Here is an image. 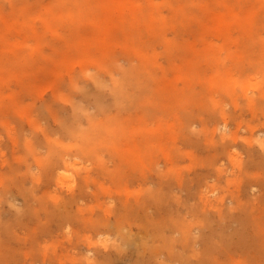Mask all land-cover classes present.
<instances>
[{"label": "rangeland", "instance_id": "1", "mask_svg": "<svg viewBox=\"0 0 264 264\" xmlns=\"http://www.w3.org/2000/svg\"><path fill=\"white\" fill-rule=\"evenodd\" d=\"M97 2H98L97 0H0V55L2 56V63L0 65V69H2V72L0 73V99H1L0 100V166H1L0 182L1 180L2 182L0 183V190L2 191L4 189V187L3 189H1L2 188L1 186H5L6 189V187L9 185L8 187L10 190V194L15 195V196L10 195L7 192L9 191L8 187H7V191L5 189L2 191L4 192V194L0 192V218L3 217L4 219H7V222L5 223L6 220L1 218V220H3L5 225L9 223L11 224L10 227H12L13 224L14 226H16V229L15 227L13 228L14 230L11 228L14 232L11 231L9 226L4 225L3 228H0L2 229V232L3 231L5 232V235L4 233L0 232V237H1L0 245L2 244V246H4V248L0 246L1 251L3 250L4 252V250L6 249L5 251L6 253L4 252L5 255L8 254L7 255L8 257L6 258H10L11 254L14 252L12 254V258L7 259V262L5 264H9V263L12 264L14 260H16L17 258L18 259L16 261L19 260L21 263H19V261L16 263L15 261L13 264L15 263L38 264L39 261L41 262L44 261L43 263L39 262L41 264H46V263L53 264L52 263L53 259L55 261V262L53 261L55 264L57 263L59 264V262L60 264H62L61 263L62 260H63L62 262H65V264H68L69 261H70L69 264H72L71 263L72 260L71 258H68V255L74 256L73 254L76 252L75 257L79 256L78 259L80 261L81 258L86 256L89 248L91 247L97 248L98 250L97 253L98 252L102 253L97 255V253L95 252L96 250H94L93 248L92 250L96 254L93 252V253H89V255L93 254L94 257L96 255H97L96 257L98 256L100 257L103 254H104L103 256H105L107 254L106 252L111 253L110 256H108L107 254L106 256L108 257L105 256L104 259L105 258L108 259L109 257H111L113 261L109 258L108 261H104L103 263L113 262L114 264H141V261L143 260L152 262L153 260L149 257L148 252H145V250L143 249L144 247H142V244L144 245L146 244V242L142 238L144 234H146L145 233L146 230H142L143 232L144 231L145 232L141 234L139 232V229H133L132 235H130L128 233L129 230L126 229L124 233L125 235H123L126 237L124 238L121 235H116L118 233V230H116L115 228H111L109 229L110 231H107L108 233H104L103 235H101V237L99 234L98 235L99 237L97 236L98 238L94 240L96 238L95 233L97 232H94L95 230H91L89 227H87L86 223L92 221L93 219L99 218V216H101L102 218L105 217V211L100 209V202H102V204L107 203L106 205V209L108 207L107 210H109L110 208H114L116 204L117 207H119L122 206V204H124V201L127 199V197H123L121 194L128 191L132 193L138 192L139 189H141V187L145 190L150 188H155L158 186V184L159 186L162 185L163 190L159 192L164 193V195L161 196H164L165 200L167 198L168 203L163 199V197H161L162 199L161 198L159 199L158 197L156 199L155 196L154 198L156 199L155 201L154 199H152L153 197L152 198L148 197V199L149 198H150L149 200L152 199V201L155 202L153 203L151 201L152 204L156 206L162 205V207L164 208L167 207V209H164L161 206H157L159 207L160 211L161 209H164L166 211V213L165 211H162L164 214L162 212H159V210L156 208L158 211V215L161 216V220L170 221L173 223L178 221V224H181L183 223L182 222L183 219H189L190 217L189 214L179 215V207L181 209V206H179L178 198L175 196L177 194H175V192H171L168 189L169 185L166 186L164 184V182H166L167 180L164 179L165 174L163 172L168 168V165L165 164L164 162H160L159 164L162 170L163 177H157L153 174L151 182L155 180L157 186L154 187V183H151L138 188L139 182H141V184L142 183L144 184L146 182L143 181V179L139 181L137 179L135 180L136 176H134V179L131 181L132 185L130 186L133 189L130 190L131 188H129V190L127 191L126 187L129 186H127L125 183L123 184V182L119 181V179L114 180L113 178L112 181L110 177H107L105 174L101 173L100 171V168L103 165V161H105L106 163L105 166L107 168L113 166L115 163L114 161H118V162L120 161V164L122 165L125 163L124 160L128 161L126 160V152H125L126 149H124L127 148L128 146H126L125 143L123 145L122 142L124 141H122L121 136L119 137V139H117L114 142L115 143L114 145H112L113 142L111 143L107 141L105 142L108 144L110 143L111 145L103 143L104 141L100 142L102 145L99 142L96 143L97 146L96 145L94 146L96 149L94 148V153H93L91 149H89L92 146L89 147V142L86 143L87 141L86 138H84L82 135L81 137H77V138L73 136V135L77 136V133L79 134V132H77L78 130L77 131L73 130V126L78 128L79 127L91 128L89 124V120L93 118V119H98L99 122H96V124L99 126L102 125L101 127L104 128V124L100 123V121L108 120L111 117V115L116 117L115 120L112 119V123H115V125L119 123L129 124L130 119L132 117H130V112H129L130 110L127 108V105L128 102L129 103L131 102V100H128V98H120V93L122 89L120 86H118L115 83L114 78L122 79L123 77L122 72L124 71V69L126 68L130 69L133 68V66L142 68V66H144L142 62L145 61V63H149V66H146L149 69V71H147V69L144 71V73H146L144 77V82L147 83L149 86V90H147L145 95L147 100H151V102L148 101L149 104L146 103L145 106H148L147 109L151 110L153 108V105H157L156 113L152 117H150L148 121H150V123L153 124L154 126H157V124H161L160 132L165 133L163 134L162 138L163 139L165 138L167 141H172V138L175 135L170 133V131L168 130L167 123L175 125L176 129L174 130V132L176 133L177 131L178 135H181V129L186 124L187 125L194 124L193 125L194 129L203 132L202 126L204 124H206L209 127H212L216 122L215 119L213 117H210L208 114L211 115L218 114L221 107L222 108L226 107L230 115L232 112L237 111L233 108L234 105L232 104V101H230V98L224 97L223 93H221L224 99L222 100V106H216L211 100L210 97L211 93L213 92L214 94H217L219 92V86H215L213 91H211V86L208 81V77L210 74L215 75V73H216L215 76H217L218 69H216V65L214 64V62L212 60H209L208 58L210 57L213 58L216 56V54L220 56V58L227 57V60L219 65V69L221 73L223 75L225 73L224 76L225 79H227L226 66H229L231 62L228 54L233 53L235 55H238L244 53L243 48L248 42L249 45L252 46V54L256 57H259V59L263 61L262 55H264V0H131L132 10L125 13V15L122 18L121 17L116 18V23H118L121 19L124 18L125 30L122 31L119 28L115 29V33L111 37L112 39L111 45L113 46L109 50L106 49L107 47L103 45L100 39V33H101L100 28L103 30L102 26L106 23L101 18L103 14L101 13L100 11L101 9L99 8ZM85 3L87 6H85L84 12L79 13V11L77 10V4L85 5ZM2 34H5V37H3ZM127 36L131 37L129 38L131 39V41L128 42L129 46H131L130 48L124 46V42H126ZM1 38L3 40H1ZM80 42H82V46H80ZM33 49H36L35 50L36 52L34 51L32 53L31 51H33ZM111 51H113L114 53L113 55H111ZM31 53L34 55L32 56ZM28 55L32 58V62L29 63L25 62L26 60L25 58H27ZM141 55H144L146 57V60H141L140 58ZM14 58H18V59L21 58V59H19L17 63H11V61ZM206 58L208 59V61H211L209 64H204V61H207ZM104 60H106L107 62L106 64L107 68L103 66ZM194 64L196 65L202 64V69L204 72H202L201 74L198 72L197 74ZM160 66H162L164 70H162ZM253 71L252 72L250 71L249 73L244 75L239 70V68L237 67L231 68V74L233 76L238 75L241 81L240 84L236 85L238 90L240 92L244 91L243 84H245L248 95L250 97L257 98L259 94H262L261 91L263 90L262 88H264V66L259 71H255V70ZM150 73H152L155 76V79H151L148 77ZM218 82L221 81L218 80ZM138 90H139L138 88L134 89L136 97L133 99V101L134 102L136 101L137 108H140L143 107V102L141 103L140 102L141 98H138L141 95V92ZM187 92H190L191 94H186ZM179 94L181 95L185 94L183 95L185 100H181L182 98L175 97V95H179ZM168 97L170 98V100H168L169 99ZM240 98H241L239 100L240 108L242 110H245L246 112L249 109L246 106L247 100L243 96H241ZM159 100H161L160 103ZM116 101H119V103H117ZM167 101L170 103L172 102L171 104L173 103L174 104L171 105ZM113 102H115V104H113ZM167 104L169 105V107H167L168 106ZM103 107L104 108L108 107V109L106 108L107 109L106 110ZM246 113L249 116L251 114L248 112ZM95 114H101V115L95 117ZM189 114H192L193 116L195 115L196 118H194L192 115L190 117ZM232 115L234 114L232 113ZM105 117H107V119ZM138 119L139 116L137 118L135 117L134 121L138 123ZM220 121L218 120L217 122L221 123ZM233 121H234L233 118H230L229 122L231 123H229V125L232 124L230 127L235 129L236 122L234 121L235 123L233 124ZM62 124L65 125L66 127H64ZM242 125H244L243 128H241L242 131L240 130L239 132V129L237 128L235 130H237L239 134L241 135L243 134V136L244 135L250 136L249 131H244V128L246 129L245 124ZM67 126L69 127L67 128ZM261 126L259 125V127L256 129L257 131L255 130L254 132L256 134L260 129L261 135H259L260 133H257L256 135L253 134L254 136L263 137L262 134L264 133V127ZM59 128L62 130V132L64 129H66V131L64 130L65 133L64 132L61 133L60 132L61 130ZM67 129H70L71 131L73 130L74 132L77 133L75 134L73 133V131L72 133H69L68 131L70 130L67 131ZM243 131L247 134L243 133ZM66 132L69 133L71 136L66 135L65 137V134H67ZM210 132L211 133L209 135V139H211V136L213 135L212 128L210 129ZM222 132L224 131L221 128H219L216 131V134L214 136V141L219 140V136ZM34 138L35 140L33 141ZM96 138L100 140L99 135H97ZM28 141L30 144L28 143ZM35 141L37 145L35 144ZM117 141L119 144L117 143ZM15 142H17L16 143L17 145L15 144ZM38 143L43 144L46 148L43 147L42 145L40 146ZM242 143H243L242 141L238 142L237 152L238 154H240V157L244 158V163H245L248 161V155H246L247 150L244 143L243 144ZM185 145H183V147H185ZM78 146L79 148H81V146L82 148L84 147V149H86L85 150L86 153L80 152V150L77 148ZM85 146H87V148L89 147L88 150ZM118 146L121 148L119 149ZM230 148L233 147L231 146ZM114 149H116L117 151L120 150V152L117 153L118 154L117 157L115 156V152H113ZM196 149H198V151H196ZM189 150L190 148L188 149V151ZM193 150L195 152L194 156L196 157V162H195L196 164L194 162H190L192 160L187 155L184 154L182 158L179 159L177 166L184 168V171L185 172L187 171L186 175L189 173L188 176H191L192 174L191 177H193L195 174H196L195 177L199 174L203 177L205 176L204 175L205 172L208 171V173L206 172V176L207 174L209 175L210 173V176L211 177L213 176L212 177L213 179L210 180L209 179L210 177L208 176L206 180L211 181L209 183L210 185L204 188L202 187L201 189H203L205 192L209 191L207 196L210 197V199L219 200L218 206L216 207L208 206L207 210H205L207 213L204 216L205 218H209L212 221L211 222L212 224L210 223L211 225L209 226L212 227L213 229L208 226L207 228L201 227L194 230V233L197 236L201 234L209 235L211 233L210 234L211 236L209 235L208 238L207 235L203 236L206 242V243L204 242L205 244L208 243L210 244L213 242L216 243L217 241L220 243L222 242L221 243L222 246L220 243L217 242L218 245L221 246V247L219 246L220 251L218 250L219 247L217 246V244L213 243L214 245L211 244L210 246L207 245L208 248L211 247L213 248V246H216L217 249L215 247L214 248L217 250L218 253L214 248H213L214 250L211 248V251L213 250L214 253L216 252L217 256L213 254V252H211L209 255H207L209 258L206 257V259H208L206 264L209 263L214 264L213 260H216L215 263H217L218 259L219 261L220 260L223 261L225 264H233L236 261H239L240 259L241 262L238 264H244V263L250 264V260H251V264H254L255 262L258 263V261H259L258 264H262L261 262H263L264 264L263 261L264 255H261V260H260L259 257L260 254H258V256L257 255L254 256L252 251H251L252 253L249 252L250 251L249 245L248 246L244 245L242 246V248L236 247V241H238V237L240 240V238H243L244 235L245 238L251 236L250 234L252 233V229L249 228L251 227V225H249V227L248 226L246 227V224L241 222V220L240 221L238 220L240 223H243L245 225L244 226L242 224V227L244 228L243 229L240 227L241 224L237 222L236 219L237 213L233 214V215L236 214L235 215L236 217L233 215H229L227 219L225 218L226 220L222 219L219 213L224 208L227 209V206H230L232 205L231 203H233L231 201V198L227 195V193H224L222 191V188L224 189V185L227 184L226 179L224 181L223 178L221 179V176H219L220 174H218L219 167L222 166L225 169H229L230 167H232V164H230L231 163L230 158L221 155L220 159L217 160V165H215L217 167H215L213 171L211 166H210L211 168L209 167L208 169H206L208 166L205 167V164L207 165V160L204 157L207 156L209 152L206 149L204 151V148L202 150V147L193 148ZM54 151L56 153L57 151L61 152L67 158H71L73 159V161H78L80 162V164H77L76 166H74L72 163L69 165H64L65 163L62 162L61 164L53 163V166L56 165L55 167H53L51 166V161L55 157L53 155ZM95 151L97 152V154ZM108 152L110 154H108ZM100 153L102 154V157ZM112 153L114 154L113 156H115V158L112 156ZM255 153L257 154L258 152ZM16 156H18L19 159ZM41 158H43V160L46 161V169L44 168L42 169V167L40 168V165L43 166V163L41 162L43 160ZM119 158L120 160H118ZM221 158L222 161L225 159L223 162H227V164L224 163L226 166L223 164V162L222 165L220 164ZM201 160L205 164H203ZM32 161L34 162L33 164ZM180 162H182V165ZM35 163L39 165L37 166ZM27 164L28 166H25ZM34 164L36 167L33 168ZM10 165L13 166V170L11 169L12 166L10 167ZM15 165L19 166V168L16 167ZM29 167L35 170L30 169ZM113 167L114 168H112V170H116V165H114ZM51 168L55 170L53 169L51 170ZM2 169H4V172ZM200 169L203 170L201 171ZM10 170L12 172H10ZM194 170L195 171L198 170V171L195 172ZM5 171H8L10 174L13 172L14 173L10 175L9 173L6 172L7 173L6 176ZM19 171L21 172L22 175L20 174ZM35 171H37L41 175L45 174L46 171L44 178L45 179L44 181H46V188L44 187V184H41L42 180L40 183L34 181L32 174L34 173L38 175V173ZM40 171L41 172L43 171L42 172L43 174ZM24 174L26 176L23 177ZM48 174L51 176L50 178L48 177L49 176ZM13 175H15L16 177L15 180ZM62 175H64V177L61 178ZM1 176L3 179L1 178ZM84 177L88 179V182L85 184L84 193L80 197L78 204H76V206L74 205L73 208L70 207V209L68 207V210L73 209L72 210L73 214L75 213L77 214V216L75 215V217L77 218L74 219L72 218L74 217V215H71L73 222L71 221L70 222L71 224L74 223L75 225L72 224V226L71 227L69 226L70 228H68L67 225L68 223H66V225H63L65 227L61 229L62 224H60L61 222L58 221L57 219L59 218L60 220L59 217L60 215L58 214L57 209H53V207L54 208L57 207L58 202L54 199L53 196L54 194L57 193L60 197L63 196V198L65 199H67L66 196L70 198V195L73 194L72 192L77 193L81 190L82 185L84 184ZM20 179L23 183L25 184L28 183L26 184L28 185V187L25 184L21 183L19 181ZM216 179L218 180L221 179L220 181L224 182L222 186L218 183V180ZM12 180L13 183H16L17 181L16 184L18 186L16 184L15 186H17L18 190L12 183ZM24 180L26 182H24ZM29 182H31L32 184H30ZM4 183H7V185H5ZM112 183H114L113 186ZM134 183L135 185H133ZM215 183H216L215 187H212L211 184H215ZM22 184H23L22 189L25 190L27 189L29 191L34 192L36 199H32V200L31 198L29 199V195L27 196L25 195V197H28L26 198L27 200L25 199V197L23 196L24 194L20 192L22 190L20 189ZM254 184L257 185V183ZM254 184L252 186H254ZM228 186L231 187L232 192L236 193L237 191L236 193L237 195H240L241 193V195L244 196L243 201H246L245 199L246 198L248 199L249 196L250 198H255V196L260 191L259 190L260 186H259V188L258 187L254 188L255 190L252 189V191L254 192H251L252 187H250L249 184H245L244 186H241L242 188H240V190H238L236 186H232V185H228ZM245 187L248 188L250 192L248 189L245 190ZM40 188L41 191L44 189V191L42 192H46L47 194L46 197L47 211H48V207H49V211L51 208L54 210L53 211L51 209L52 212L56 211L55 212L56 219L57 222H59V223L56 222L55 216L52 217L53 213L47 214L49 211L48 212L46 211V214L48 215V216L46 215V221L48 222V224H46L47 228L43 226V220L41 221L42 222L41 226L43 227H41L40 224L37 222L39 218L36 216L34 218L33 216L34 214H27L28 210L30 209L28 208H27L28 210L26 209V206H28L27 203L28 202L30 203L31 201L32 202L30 204H34L36 206L37 204L40 205V202L38 201L39 199L38 197L39 196L41 197L44 194V193L41 194V192L39 191ZM105 189L111 192L110 195L112 197L113 194L116 195H114L113 198L107 197L105 194L103 195L102 191ZM13 192H16L17 194ZM35 192H37V195ZM7 194H9V196ZM180 194L183 195L182 199H184L187 192L183 190L180 191ZM245 194L248 197H246ZM99 195L102 196L103 198H101L100 202H97V198L99 197ZM117 195L120 196L117 197ZM243 196H241V198ZM10 197L12 198L15 197L16 200L14 198L11 199ZM7 198H8V202L10 200V203L7 202ZM119 198H121L120 200L122 201H120ZM118 200L122 203H119ZM162 200H164L163 204H162ZM156 202L160 204H157ZM50 203L53 204L52 207L50 206L51 205ZM168 204L170 208L168 207ZM39 205L37 207L40 208L41 205L40 206ZM91 207H93V210H89L91 209ZM21 208L26 209V210L23 209L24 211H26L24 212L23 217L29 215L25 217V219H29L32 217L31 219L34 220L33 223L31 224L32 220L29 219L30 224L33 225V228L36 233L34 232V230L32 231L28 230L27 228L29 227L27 228L23 227L24 228V230L22 229L23 233L20 232L21 231L20 228H22V225L20 223L25 219L22 217V219H20L19 221L16 219L13 220V217L16 215V214L13 215V213L15 212V210L17 212ZM81 210H83L84 212H82ZM170 210L171 213L173 212L172 213L173 215L174 214L176 215L174 217L177 216L179 217V218L177 217L179 220L173 218L172 214L169 216L170 212L168 211ZM73 211H75V213ZM155 211H156L155 209L149 210V212L151 213H155ZM99 212H101V215H98ZM177 212L178 214H176ZM25 213L27 215H25ZM166 214L168 215V217L165 216ZM163 215L165 216V218ZM49 216L52 217L53 219H51ZM230 216L234 217L235 219L234 218L232 219L236 221L235 222L231 221ZM11 217L14 223L12 220H10ZM48 217L49 219H51V224L49 223L50 220H48ZM245 217L246 216H243L242 218ZM167 218L169 219L165 220ZM35 219L37 220L36 222L39 226L38 225L36 226ZM75 219H77L78 224L76 221H74ZM113 220L114 219L112 218V222ZM17 221H18L17 224H20L19 226H21L20 228L19 226L17 228V225L15 223ZM25 221L22 223L23 225H25L26 222L27 224L29 223V221L26 222ZM230 221L231 223L228 224ZM52 222H55L57 224L54 223L52 224ZM27 224L25 226H27ZM30 224L28 225L30 226ZM83 224L85 225L83 226V228L86 229L85 232L84 229L82 231L81 225ZM49 225L51 226L48 227ZM56 225L57 226L59 225V227H57ZM52 227L53 229L55 228L56 233H53L54 231H52L53 230L51 229ZM73 227L76 230H74ZM78 227L80 228V230ZM225 227H227V229ZM35 228H38L41 232ZM245 228L247 229L245 230ZM6 229H10V233L12 232V234L16 232L15 234H13L14 236L13 238H12V234L8 233L10 234V236H8L7 240L9 239L13 240L14 238L17 239L11 242L7 241L6 240L8 235L7 232L9 231L7 230L6 232ZM57 229L59 230L57 231ZM68 230L70 231V233ZM214 230L216 232H214ZM29 231L32 233H30ZM48 231H52L51 232L52 236H50L51 233L47 234ZM90 232H92L93 234L91 235ZM212 232H214L215 234H213ZM25 233H27V236ZM44 233L47 234V238ZM84 233L85 234L90 233L89 235L90 237L84 235ZM169 233H170V229H169ZM169 233L167 234L169 235ZM32 234L35 236H33ZM173 234L176 237L181 236V233L178 232ZM218 234L221 237V240ZM236 234L238 235L236 236ZM234 235L236 237H234ZM37 236L38 238L40 237L41 239L45 236L43 238L44 240L42 239L43 243L42 241L37 242L40 239V238L38 239ZM80 236H82L80 238L81 241L78 239ZM224 236H225V240L223 239ZM226 236L229 238V241L230 238L233 236L234 239L233 237L231 238L233 239V241L231 240V243H229V241H226L228 240L226 239ZM34 237H36L37 241L36 239H34ZM209 237H211L212 240ZM32 238L35 241H33ZM107 238L110 239V241L108 244H104V241H106ZM117 238H118V243H120V246H122L121 243L124 244L122 247H120V249H117L120 250L121 253L114 252L113 250L108 251L110 248L114 249L112 247L113 245L111 244H113L114 239L117 240ZM29 239L33 241V242L30 241L32 242V245H30L31 243L29 244ZM208 239H210L212 242ZM213 239L214 240L216 239V241H213ZM2 240L5 241L7 246L4 245L3 243L4 241ZM16 240H18L17 241L18 243L21 242L19 243L18 246L20 250H22V248L25 250V251L22 250L23 252H25V254L22 251L17 250L18 243H15ZM71 241L76 242V248L73 247L74 249L72 248L70 250L67 247L71 244L70 243ZM199 241L201 242L203 240L199 239ZM8 242H10V246L13 243V245L16 246L14 247V249L17 248L15 250L19 252L16 253V251L13 249V246L12 249L14 251L10 249L11 247L9 246ZM27 242L29 245L27 244ZM33 243L35 246V249L33 248L34 251L32 250V247H34ZM36 243H38L37 245L39 247L36 245ZM78 244L80 246H82L83 244L85 245L82 248L79 246L80 247L79 248ZM61 245H63V248ZM108 245L111 247H109ZM230 245L233 248L232 250L235 252L229 250L230 248L228 249ZM27 246L30 248H28ZM223 246H225L224 248L226 249V251H230V252L224 253L223 252L224 248L222 249ZM26 247L27 249H25ZM36 247H38L39 249H37ZM195 247L199 249L202 247V244L198 243L195 245ZM87 248L88 250H86ZM246 248L249 249L247 250ZM50 249H52L51 252ZM83 249L86 251H84ZM190 249L192 251V248H189L187 250L183 249L185 251V255L182 254L184 253L183 250L182 252L180 248L177 249V251L178 252L180 251L181 254V255L179 254V256L181 257H179L178 254H176L177 255L176 259L179 257L178 258L179 261L177 259L176 262L177 264H183L182 262L184 261L182 260L183 259L182 256L184 257V260L187 259L185 260L186 263L188 262L187 264H189L190 262L193 264H197L198 260L195 258V256L191 254L192 252L188 251ZM27 250L29 251L27 252ZM68 250H70L71 252ZM244 250L248 251V253L245 252ZM7 251L11 253L10 256L9 253H7ZM45 251H46V261L42 259L45 257L44 254L42 253ZM58 251H60L59 253L61 254H58ZM20 252H22L25 256L27 255L28 256L23 259L22 257L24 255L22 256V253ZM29 252L30 254L32 252V254L30 255ZM220 252H222L221 254L222 256L220 255ZM40 253L43 255L42 257L40 256L41 255ZM230 253L233 255H227ZM249 253H251L250 255H252L255 259L252 256L250 257ZM14 255H16L15 259L13 258L15 257ZM36 255L38 256L36 257ZM52 255L56 258V260L54 257H52ZM58 255L59 257L61 256V258L62 257L63 258L57 259ZM210 255L211 256L215 255V257H212V259L210 260L211 258ZM239 255L241 257H245L249 255L248 256L250 259V260L248 259L249 262H246L247 257H245L246 259L244 260L243 258H240ZM19 256H21L20 257L21 260L19 259ZM103 256H101L102 259ZM230 256L232 257V259L233 256H235L237 258L236 261L232 262ZM33 257L35 261L33 260ZM99 257L98 260H100ZM139 257L140 258L142 257L143 259L142 258L140 259ZM48 258L51 262L47 261ZM163 258H165V255L160 256V259ZM251 258L255 260L253 261L254 263H252ZM28 259L30 260L28 261ZM59 259L61 261H59ZM9 260H12L13 262L11 263ZM31 260L33 261L31 262ZM36 260L38 261L36 262ZM103 260H101V262ZM138 260H141L140 263Z\"/></svg>", "mask_w": 264, "mask_h": 264}, {"label": "bare ground", "instance_id": "2", "mask_svg": "<svg viewBox=\"0 0 264 264\" xmlns=\"http://www.w3.org/2000/svg\"><path fill=\"white\" fill-rule=\"evenodd\" d=\"M98 2V6H99V8L101 9L100 11H101V13L103 14V16H101V18L104 20V22L106 23V24H104L102 27H103V30L100 28V30H101V33H100V39H101V41H102V43H103V45H105L107 48L106 49H111L112 48V46L113 45H111L112 44V39H111V37H112V35H114V33H115V29L116 28H119L120 30H122V31H124L125 30V27H124V18L123 19H121L118 23H116V18L117 17H123L124 15H125V13H127L128 11H131L132 10V3H131V0H97ZM85 6H87L86 5V3H85V5H80V4H77V10L79 11V13H82V12H84V9H85ZM117 15H119V16H117ZM3 35V37H5V34H2ZM127 39H126V42H124V46L125 47H127V48H130L131 46H129V43L128 42H130L131 41V39H129V38H131V37H126ZM1 40H3L2 38H1ZM111 41V42H110ZM80 46H82V42H80ZM244 53H241V54H238V55H235V54H233V53H230V54H228V56L230 57V60H231V62H230V64H229V66H226L227 67V69H226V73H227V79H225V73H224V75L221 73V71H220V69H219V65L221 64V63H223V62H225L226 60H227V57L226 58H220V56H218L217 54H216V56L215 57H210V56H208V57H210V58H208L209 60H212L213 62H214V64L216 65V69H218L217 70V73H218V75L217 76H215L216 75V73H215V75L214 74H210L209 75V77H208V81H209V83H210V86H211V91H213V89H214V87L215 86H219V92L217 93V94H214L213 92L211 93V95H210V97H211V100L213 101V103L216 105V106H222V100H224L223 99V95H224V97H226V98H230V101H232V104L234 105L233 106V108L235 109V110H237V111H235V112H232L234 115H232V113H231V115H230V113H229V111H227V109H226V107H221L220 108V110H219V113L218 114H214V115H211V114H208L210 117H213L214 119H215V124L212 126V127H209V126H207L206 124H204L202 127V131L203 132H201V131H199V130H196V129H194L193 128V125L191 124H189V125H184V127L181 129V135H178V133H177V131H176V133L174 132V130L176 129V127H175V125H173V124H168L167 123V125H168V130L170 131V133L171 134H175L174 135V137L172 138V141H167L165 138L163 139L162 138V136H163V134H165L164 132H160V125L161 124H157V126H154L153 124H151L150 123V121H148V119L150 118V117H152L155 113H156V111H157V109H156V106L157 105H153V108L151 109V110H148L147 108H148V106H145L146 105V103L147 104H149L148 103V101H150L151 102V100H147L146 99V92H147V90H149V86H148V84L147 83H145L144 82V77H145V75H146V73H144V71L147 69V71H149V69L146 67V66H149V63H145V61H143L142 63H143V65L144 66H142V68H138V67H135V66H133V68H126V69H124V71L122 72L123 73V77H122V79H115L114 78V80H115V83L118 85V86H120L121 87V93H120V98H128V100H131V102L129 103L128 102V105H127V108L130 110L129 112H130V117H132L131 119H130V123L129 124H125V123H119V124H117V125H115V123H112V119L113 120H115L116 119V117L115 116H113V115H111V117L108 119V120H101L100 121V123H102V124H104V128H102L101 126H99V125H97L96 124V122H99L98 121V119H91V120H89V124H90V126H91V128H88V127H86V128H82V127H74L73 126V130H78L77 132H79V134L77 133V132H74L73 130V133H77V136L76 135H73V136H75L76 138L77 137H81V135L84 137V138H86L87 139V141H86V143L87 142H89V147H91V148H89V149H91V151L94 153V146L96 145V143H100V142H103V143H105V144H108V143H106L105 141H107V142H113L112 143V145H114L115 143V141L117 140V139H119V137L121 136V138H122V141H124V142H122L123 143V145H124V143H125V145L126 146H128L127 148H124V149H126V160H128V161H125L124 160V164H125V166H124V164L122 165V164H120V161L118 162V161H114L115 163H114V165H116V170H112V168H114L113 166H110V167H106L105 166V161H103V165H102V167L100 168V171H101V173H103V174H105L107 177H110L111 179L113 178L114 180H118L119 179V181H121V182H123V184L125 183L127 186H129V187H126V189H127V191L129 190V188H131L130 186L132 185L131 183V181L134 179V176H136V178H135V180L137 179L138 181L139 180H141V179H143V181H145L146 183H142L141 184V182H139V186H138V188L139 187H141V186H144V185H147V184H151V183H154V187L155 186H157V183L155 182V180H153V182H151V179H152V176H153V174L155 175V176H157V177H163V174H162V170H161V168H160V166H159V164H160V162H164L165 164H167L168 165V168L166 169V170H164V174H165V180H167L166 182H164V184L166 185V186H168L169 185V190L171 191V192H175V194H177V195H175L177 198H178V203H179V206H181V209H180V207H179V215L180 214H182V215H184V214H189V219H183V223H181V224H178V221H176V222H170V221H163V220H161V216H159L158 215V211H157V209L159 210V207H157V206H161L162 207V205H154V204H152V202L153 203H155L154 201L157 199V197L160 199L161 197H163V199L165 200V198H164V196H161V195H164V193H162V192H159V191H161V190H163V188H162V185L161 186H159V184H158V186L157 187H155V188H150V189H143L142 187H141V189H139V191L138 192H134V193H132V192H130V191H128V192H125V193H123V194H121L123 197H127V199L124 201V204H122V206H119V207H117V204H116V206L114 207V208H110L109 210H107L108 209V207H107V209H106V205H107V203L105 204V203H103L102 204V202H100L101 201V198H103L102 196H100L99 195V197L97 198V202H100V209H102V210H104L105 211V217H104V215H103V217L104 218H102L101 216H99V218H96V219H93L92 221H89V222H87L86 223V226L87 227H89L91 230H95L94 232H97V233H95L94 235L96 236V238L94 239V240H96L99 236V234H100V237H101V235H103L104 233H108L107 231H110L109 229H111V228H115L116 230H118V233L116 234V235H121L122 237H126V236H123V235H125L124 233H125V231H126V229H128L129 231H128V233L130 234V235H132V232H133V229H139V232L142 234V233H144L142 230H146V234H144V236L142 237L143 238V240L146 242V244L144 245V244H142V247H144L143 249L145 250V252H148V254H149V257L153 260L152 262H148V261H145V260H143V261H141V260H138L139 261V263H140V261H141V264L143 263V264H177L176 262H177V259L179 258V257H181V256H179V254H180V251L178 252L177 251V249L178 248H180L181 249V251L184 249V250H187V249H189V248H192V251H191V249L190 250H188L189 252H192L191 254L193 255V256H195V258L198 260V262H197V264H206V262H207V260L208 259H206V257H208L207 255H209L211 252H213V250L216 248V246H213V250L211 251V248H208V246L207 245H209L210 246V244L211 245H214V244H217V246L219 247L220 245H218V243H220V242H213V243H208V244H205L206 242H205V240H204V238H203V236L205 235H207V234H201V235H199V236H197L195 233H194V230L195 229H198V228H207L209 225H211L212 223V221L209 219V218H205V214L207 213L205 210H207V207L208 206H211V207H216V206H218L219 205V200H212V199H210V197H208L207 195H208V193H209V191H204L203 189H201L202 187L204 188V187H206V186H209L210 184V182L211 181H209V180H206L207 178H208V176L210 177L209 179L210 180H212L213 178V176L211 177L210 176V173H209V175L207 174V176H206V172L208 173V171H206L205 172V176H201L199 173H197V174H199V175H197L196 177H195V175L193 176V177H191L192 176V174H191V176H188V174L186 175V172L184 171V168H182V167H178L177 166V163H178V161H179V159H181L182 158V156L185 154V155H187L192 161H190V162H196V157L194 156L195 154V152H194V150H193V148H198V147H202V150H203V148H204V151H205V149L209 152L208 153V155L207 156H205L204 158L207 160V165L203 162V164H205V167L206 166H208L206 169H208L210 166L212 167V170L213 169H215V167H217V166H215V165H217V160L218 159H220V156L221 155H224V156H227V157H229L230 158V160H231V163L230 164H232V167H230L229 169H225L224 167H219V171L218 170H216V171H218V174H220L219 176H221V179L223 178V180L225 181V179H226V182H227V184L226 185H224V189L222 188V191L224 192V193H227V195L231 198V201L233 202V203H231L232 205H230V206H227V209H223L222 211H220L219 213H220V215H221V218L222 219H227V217L229 216V215H233L234 213H237V217L235 216V215H233V216H235L236 217V219H237V222H239L240 220H241V222H243L244 224H246V227L248 226L249 227V225H251V227H249V228H251L252 229V233L250 234L251 236H249V237H244L243 235V238H240V240H239V237H238V241H236V247H241L242 248V246H244V245H249V248H250V251L249 252H253V254H254V256H258V254H260V260H261V255H264V249H263V247H264V133L262 134L263 135V137L262 136H258V137H256V136H254L253 134H255L254 132H255V130L259 127V125L261 126H263L264 127V88H262L263 90L261 91V93L262 94H259L258 96H257V98H254V97H250L249 95H248V93H247V88H246V85L245 84H243V89H244V91H239L238 90V88H237V86L236 85H238V84H240V79H239V76L238 75H232L231 74V68H233V67H237V68H239V70L244 74V75H246L247 73H249L250 71L252 72L253 70H255V71H259V70H261L262 69V67L264 66V55H262V59H263V61H261L260 59H259V57H256V56H254L253 54H252V46L251 45H249V42L244 46ZM36 49H33V51H31L32 53L35 51ZM36 52V51H35ZM31 53V54H32ZM114 53H113V51H111V55H113ZM34 54H32V56H33ZM140 58H141V60H146V57L144 56V55H141L140 56ZM19 59H21V58H19ZM19 59L18 58H14L12 61H11V63H17L18 61H19ZM26 60H25V62H27V63H29V62H32V58L28 55L27 56V58H25ZM208 59L206 58V60L207 61H204V64H209L211 61H208ZM104 62H106V60H104ZM103 62V66H105V68H107V62L106 63H104ZM1 63H2V56L0 55V65H1ZM195 65V68H196V73L198 74V72L201 74L202 72H204L203 71V69H202V64H198V65H196V64H194ZM161 68H162V70H164V68L162 67V66H160ZM2 72V69H0V73ZM254 72V71H253ZM112 75V74H111ZM149 78H151V79H155V76L152 74V73H150L149 74V76H148ZM223 78H224V80H223ZM218 80H220L221 82H218ZM231 87V88H230ZM135 88H138L139 90L138 91H140L141 92V95L138 97V98H141L140 100V102L142 103L143 102V107H140V108H137V106H136V101L134 102L133 101V99L136 97V94H135V91H134V89ZM223 91V92H222ZM191 92V91H190ZM190 92H187L186 94H191ZM221 93H223V95L221 94ZM160 94V93H159ZM157 95H158V93H157ZM183 95H185V94H179V95H175V97H177V98H182L181 100H185L184 99V97H183ZM12 96V95H11ZM241 96H243V97H245V99L247 100V107L249 108L246 112H248V113H251L250 114V116L245 112V110H242L241 108H240V105H239V100L241 99L240 97ZM166 97V96H165ZM146 100H145V99ZM169 98V97H168ZM226 98H225V100H226ZM1 100V99H0ZM163 100V99H162ZM168 100H170V98L168 99ZM229 101V100H228ZM117 103H119V101H116ZM161 102V100H159V103ZM168 102V101H167ZM157 103V102H156ZM168 103H170V102H168ZM172 103V102H171ZM170 103V104H171ZM2 104V103H1ZM113 104H115V102H113ZM174 104V103H173ZM173 104H171V105H173ZM168 105V104H167ZM167 105H165V106H167ZM167 107H169V105L167 106ZM104 108V107H103ZM108 109V107H105L104 109ZM103 109V110H104ZM106 109V110H107ZM233 110V109H232ZM4 111V110H3ZM230 112H231V110H230ZM133 113H135V114H133ZM99 115H101V114H95V117L96 116H99ZM132 115V116H131ZM190 115V117H191V115L192 114H189ZM188 115V116H189ZM207 115V116H208ZM139 116V119H138V123H136L135 121H134V118L136 117H138ZM187 116V117H188ZM193 116V115H192ZM246 116V117H245ZM248 116V117H247ZM109 117V116H108ZM194 118H196V116L194 115L193 116ZM192 117V118H193ZM106 119H107V117H105ZM230 118H233V120L236 122V124H235V127L237 128V129H239V132H240V130H241V128H243V126L244 125H242V124H245V126H246V129L244 128V131H249V133H250V136H243V134L241 135V134H239V132L237 131V130H235V129H233V128H231L230 126L232 125H229V123H231V122H229V119ZM197 120V119H196ZM220 121V120H222V121H220L221 123H219V122H217V121ZM232 120V119H231ZM233 121V124L235 123ZM108 122H110V123H108ZM193 123V122H192ZM63 125V124H62ZM64 127H66L65 125H63ZM97 126V127H96ZM261 126V127H262ZM38 127V126H37ZM36 127V128H37ZM69 126H67V128H68ZM40 128V127H39ZM42 128V127H41ZM81 128V129H80ZM98 129V131H97V129ZM212 128V133H213V135L211 136V139H209V135H210V129ZM219 128H221L224 132H222L221 134H220V136H219V140H217V141H214V136H215V134H216V131L219 129ZM43 129V128H42ZM60 129V128H59ZM61 129H62V127H61ZM60 129V130H61ZM64 129V128H63ZM70 129H71V126H70ZM70 129H67V131L68 130H70ZM102 129V130H101ZM65 131H66V129H64ZM63 130V132L65 133V131ZM262 130V129H261ZM71 131V130H70ZM70 131H68L69 133H72V131L70 132ZM242 131V130H241ZM243 131V133H245ZM257 131V130H256ZM61 133H63L62 132V130L60 131ZM60 133V134H61ZM67 133V132H66ZM69 133H67V134H65V137H66V135L68 136V135H70ZM119 133V134H118ZM144 133V134H143ZM242 133V132H241ZM257 133H260V129H259V131L257 132ZM256 133V134H257ZM245 134H247V133H245ZM255 134V135H256ZM80 135V136H79ZM97 135H99V137H100V140L98 139V138H96L97 137ZM259 135H261V133L259 134ZM63 136V135H62ZM71 136V135H70ZM69 136V137H70ZM29 137V136H28ZM65 137H63V138H65ZM74 137V138H75ZM62 139V138H61ZM85 139V140H86ZM35 140V138L33 139V141ZM77 140V139H76ZM84 140V139H83ZM18 141V140H17ZM32 141V140H31ZM79 141H80V138H79ZM121 141V140H120ZM119 141V142H120ZM243 142L244 143V145H245V147H246V150H247V153H246V155H248V161L247 162H245L244 163V158H242V157H240V154H238V152H237V147H238V142ZM17 142H15V144H16ZM28 143H29V141H28ZM117 143H118V141H117ZM242 143V144H243ZM13 144V143H12ZM30 144V143H29ZM35 144H36V141H35ZM39 144V143H38ZM65 144V143H64ZM78 144H80V143H78ZM77 144V145H78ZM85 144V143H84ZM84 144H81V145H84ZM101 144V143H100ZM119 144V143H118ZM181 144V145H180ZM185 145V147H183V145ZM17 145V144H16ZM37 145V144H36ZM40 146L42 145L43 147H45L43 144H39ZM102 145V144H101ZM108 145H111L110 143L108 144ZM122 145V144H121ZM131 145V146H130ZM29 146H31V145H29ZM28 146V147H29ZM35 146V145H34ZM97 146V145H96ZM100 146V145H99ZM98 146V147H99ZM126 146H124V147H126ZM233 147V148H230V147ZM37 147V146H36ZM86 148H87V146H85ZM97 147V148H98ZM114 147H117V146H114ZM119 147V146H118ZM187 147V148H186ZM244 147V146H243ZM46 148V147H45ZM79 150H80V152H82V153H86V149H84V147L82 148V146H81V148H79V146L77 147ZM88 148H87V150H88ZM113 148V147H112ZM121 147H119V149H120ZM122 148H123V146H122ZM190 148V150L188 151V149ZM29 149V148H28ZM32 149H33V146H32ZM35 149V148H34ZM93 149V150H92ZM96 149V148H95ZM187 149V150H186ZM54 150V149H53ZM52 150V151H53ZM56 150V149H55ZM114 150H116V149H114ZM113 150V152H115V156L117 157L118 156V152H120V150L119 151H114ZM31 151V150H30ZM62 151V150H61ZM122 151V150H121ZM196 151H198V149H196ZM200 151H201V149H200ZM72 152V151H71ZM70 152V153H71ZM91 152V153H92ZM96 152V151H95ZM123 152V151H122ZM255 152H258L257 154L255 153ZM65 153V152H64ZM89 153V152H88ZM72 154V153H71ZM96 154H97V152H96ZM101 154V153H100ZM108 154H110L109 152H108ZM117 154V155H116ZM199 154V153H198ZM53 155L55 156L54 157V159H52V161H51V166H53V163H57V164H61L62 162L63 163H65L64 165H69V164H73L74 166H76L77 164H80V162H78V161H73V159H71V158H67L66 156H64L61 152H58L57 151V153L54 151L53 152ZM114 154L112 153V156H113ZM200 155V154H199ZM100 156V155H99ZM112 156H110V157H112ZM115 156H113L114 158H115ZM17 158H18V156H16ZM101 157H102V154H101ZM121 157V156H120ZM200 157V156H199ZM19 159V158H18ZM23 159V158H22ZM42 160H43V158H41ZM111 159V158H110ZM199 159V158H198ZM201 159V158H200ZM203 159V158H202ZM228 159V158H227ZM2 160H3V158H2ZM17 160V159H16ZM35 160V159H34ZM118 160H120V158L118 159ZM123 160V159H122ZM183 160V159H182ZM181 160V161H182ZM187 160V159H186ZM225 160V159H224ZM223 160V161H224ZM230 160H228V161H230ZM247 160V159H246ZM245 160V161H246ZM21 161V160H20ZM24 161V160H23ZM30 161V160H29ZM37 161V160H36ZM44 161V160H43ZM41 161L42 163H43V166H41L40 165V168L42 167V169L44 168V169H46V161ZM222 158H221V165H222ZM227 161V160H226ZM3 162V161H2ZM123 162V161H122ZM121 162V163H122ZM187 162V161H186ZM190 162H188V163H190ZM202 162H200V163H202ZM206 162V161H205ZM27 163V162H26ZM34 162L32 161V164H33ZM38 163V162H37ZM181 163V165H182V162H180ZM224 163H226L227 164V162H223V164ZM36 164V163H35ZM35 164H34V166H33V168L34 167H36L35 166ZM187 164V163H186ZM193 164V163H192ZM196 164V163H195ZM13 165V164H12ZM12 165H10V167L12 166ZM20 165V164H19ZM30 165V164H29ZM37 165V164H36ZM39 165V164H38ZM37 165V166H38ZM188 165V164H187ZM199 165V164H198ZM198 165H197V168H198ZM225 165V164H224ZM14 166V165H13ZM13 166H12V170H13ZM16 166V165H15ZM25 166H28V164L27 165H25ZM50 166V167H51ZM56 166V165H55ZM55 166H53V167H55ZM219 166V165H218ZM226 166V165H225ZM1 167V166H0ZM3 167V166H2ZM16 167H18L19 168V166H16ZM23 167V166H22ZM98 167V166H97ZM210 167V168H211ZM227 167H228V165H227ZM5 168H7V167H5ZM4 168V169H5ZM18 168H17V170H18ZM21 168V167H20ZM27 168V167H26ZM25 168V169H26ZM30 168V167H29ZM33 168H30V169H33ZM47 168H48V165H47ZM193 168V167H192ZM191 168V169H192ZM196 168V167H195ZM200 168H201V166H200ZM4 169H2L3 170V172H4ZM16 169V168H15ZM53 168H51V170H52ZM205 169V168H204ZM1 170V169H0ZM20 170V169H19ZM23 170V169H22ZM33 170H35V169H33ZM50 170V169H49ZM50 170V171H51ZM53 170H55V169H53ZM201 170V169H200ZM203 170V169H202ZM201 170V171H202ZM21 171V170H20ZM19 171V172H20ZM26 171V170H25ZM38 171H39V168H38ZM195 171V170H194ZM196 171H198V170H196ZM195 171V172H196ZM214 171V170H213ZM9 173L8 171H5V173ZM10 172H12L11 170H10ZM16 172V171H15ZM35 172H37V171H35ZM41 172V171H40ZM43 172V171H42ZM41 172V173H42ZM53 172V171H52ZM51 172V173H52ZM192 172V171H191ZM200 172V171H199ZM232 172V173H231ZM7 173H6V176H7ZM14 173V172H13ZM13 173H11V174H13ZM27 173V172H26ZM29 173V172H28ZM38 173V172H37ZM203 173V172H202ZM227 173H229V174H227ZM231 173V174H230ZM10 174V173H9ZM10 174V175H11ZM20 174H21V172H20ZM31 174V173H30ZM43 174V173H42ZM45 174H46V171H45ZM45 174H43L44 175V177H43V175H41L40 173H38V175H36V174H32V177L34 178V181H37V182H41V180H42V183L41 184H44V187L46 188V181H44L45 179ZM215 174H216V172H215ZM2 175V174H1ZM17 175V174H16ZM18 175H19V173H18ZM22 175V174H21ZM49 175V174H48ZM47 175V176H48ZM14 176V180H15V175H13ZM13 176H10V177H13ZM24 176H26L25 174L23 175V177ZM217 176V175H216ZM4 177V176H3ZM21 177V176H20ZM30 177V176H29ZM49 178L51 177L50 175L48 176ZM62 177H64V175H62L61 176V178ZM215 177V176H214ZM1 178H2V176H1ZM6 178V177H5ZM9 178V177H8ZM31 178V177H30ZM216 178V177H215ZM232 178H233V180H232ZM3 179V178H2ZM113 179H112V181H113ZM220 179V180H221ZM27 180V179H26ZM215 180V179H214ZM216 180H218V179H216ZM220 180H218V183L222 186V184L224 183V182H221ZM5 181V180H4ZM21 183H23L22 181H21V179L19 180ZM29 181H30V179H29ZM138 181H136V182H138ZM150 181V182H149ZM1 182H2V180H1ZM0 182V183H1ZM24 182H26L25 180H24ZM88 182V179H86V177H84V184L82 185V188H81V190L79 191V192H77V193H75V192H72L73 194L72 195H70V198H68V196H66L67 197V199H65V198H63V196H59L57 193L56 194H54V199L58 202L57 203V207H53V209H57V212H58V214L60 215L59 217H60V220H59V218H57L58 219V221H60L61 223L60 224H62V226H61V229L63 228V227H65V226H63V225H66V223H68L67 225H68V228H70L71 226H72V224H74V223H72L71 224V222H73L72 221V218L74 219V218H77V217H75V215L77 216V214L75 213V211H73L75 214H73L72 213V208H73V206L75 205L76 206V204H78V201H79V199H80V197L82 196V194L84 193V191H85V184ZM115 182H117V181H115ZM134 182V181H133ZM149 182V183H148ZM12 183H13V180H12ZM16 183H17V181H16ZM16 183H13L14 184V186H15V184ZM20 183V184H21ZM30 184H32L31 182H29ZM254 183H257V185H255ZM5 185H7V183H4ZM23 184H25V183H23ZM23 184L21 185V188L20 189H22L23 188ZM26 184H28V183H26ZM25 184V185H26ZM29 184V185H30ZM40 184V185H41ZM113 184L114 183H112V186H113ZM137 184V183H136ZM245 184H249L250 185V187H252L251 188V192H254V191H252V189H254V188H259V186H260V191H259V193L255 196V198H250V196H249V198L247 199H245L246 201H243V199H244V196L243 195H241V193H240V195H237L236 193H237V191H236V193L235 192H232V189H231V187H229L228 185H232V186H236V188L238 189V190H240V188H242L241 186H244ZM254 184V186H252ZM3 185V184H2ZM17 185V184H16ZM117 185V184H116ZM133 185H135V183L133 184ZM215 185H216V183L215 184H211V186L212 187H215ZM9 186V185H8ZM7 186V187H8ZM11 186H12V184H11ZM11 186H10V188H11ZM13 186V187H14ZM18 186V185H17ZM17 186H15L16 187V189H17ZM27 187H28V185H26ZM25 186V187H26ZM2 188L1 189H3V187H4V189H5V186H1ZM7 187H6V191H7ZM34 187H37V186H34ZM41 187H43V186H41ZM161 187V188H160ZM30 188V187H29ZM28 188V189H29ZM33 188V187H32ZM121 188V187H120ZM124 188V187H123ZM235 188V187H234ZM3 189V190H4ZM13 189V188H12ZM38 189V188H37ZM43 189V188H42ZM114 189V188H113ZM125 189V190H126ZM133 188H131L130 190H132ZM236 189V190H237ZM244 189V188H243ZM248 188H246L245 187V190H247ZM2 190V191H3ZM8 190H9V187H8ZM18 190V189H17ZM16 190V191H17ZM117 190V189H116ZM183 190H185L186 192H187V194L185 195V197H184V199H182L183 198V195L182 194H180V191H183ZM249 190V189H248ZM255 190V189H254ZM1 190H0V192H2ZM39 191L41 192V194L42 193H44L41 197L39 196L38 198V201L40 202V205H41V207L39 208V207H37L39 204H37V206L36 205H34V204H30L29 202L27 203V205L28 206H26V209L28 208V209H30V210H28V212H27V214H34L33 216H34V218H35V216L36 217H38L39 218V220L37 221L36 219H35V224H36V226L38 225L37 224V222L40 224V226L42 225L41 223V221L43 220V226L45 227V228H47V225L46 224H48V222L46 221V215L47 214H52L51 216L52 217H54L55 216V220H56V222H57V219H56V215H55V212H52L51 211V207H52V205L53 204H51L50 206V211H49V207H48V211H47V208H46V197H47V194H46V192H42V191H44V189L41 191V188L39 189ZM115 191V190H114ZM243 191V190H242ZM257 191H258V189H257ZM9 194H10V190L9 191H7ZM20 192H22V194H24L23 196L25 197V195L27 196V195H29V199L31 198V200L32 199H36L35 198V195H34V192H32V191H29V190H25V189H22ZM57 192V191H56ZM244 192V191H243ZM249 192H250V190H249ZM249 192H246V193H249ZM3 194H4V192H2ZM13 193H16V192H13ZM36 193V195H37V192H35ZM102 193H103V195L105 194L107 197H111V198H113L114 197V195H116V194H113V197L110 195V191H108V190H103L102 191ZM121 193V192H120ZM162 193V194H161ZM238 193V194H239ZM245 193V192H244ZM6 194V193H5ZM9 194H7L8 196H9ZM17 194V193H16ZM19 194V193H18ZM236 194V195H235ZM10 195H14V194H10ZM50 195V194H49ZM251 195V194H250ZM254 195V194H253ZM15 196V195H14ZM20 196V195H19ZM22 196V195H21ZM118 196H120V195H117V197ZM147 196V197H146ZM155 196H156V199H154L155 198ZM228 196H226V197H228ZM232 196V197H231ZM238 196V197H237ZM241 196H243L242 198H241ZM245 196H246V194H245ZM146 197V198H145ZM148 197H150V198H152V199H154V201H152V199L151 200H149L148 199ZM246 197H248V196H246ZM11 199H15V197H10ZM9 198V199H10ZM26 198H28V197H25V199ZM28 199V200H29ZM121 198H119V200H120ZM123 199V198H122ZM162 199V198H161ZM6 200V199H5ZM16 200V199H15ZM14 200V201H15ZM27 200V199H26ZM25 200V201H26ZM117 200V199H116ZM118 200V201H119ZM164 200H162V204L164 203L163 201ZM13 201V200H12ZM30 201V200H29ZM117 201V202H118ZM120 201H122V200H120ZM119 201V203H122V202H120ZM152 201V202H151ZM157 201H160V200H157ZM167 203H168V200H167V198H166V200H165ZM7 202H8V198H7ZM27 202V201H26ZM49 202H50V200H49ZM8 203H10V200H9V202ZM33 203H34V201H33ZM37 203V202H36ZM54 203V202H53ZM157 203V202H156ZM56 204V203H55ZM99 204V203H98ZM157 204H160V203H157ZM39 205V206H40ZM48 205V204H47ZM104 205V206H103ZM167 205V204H166ZM33 206H35V207H33ZM68 207H69V209H70V207H72L71 209L72 210H68ZM168 207H169V204H168ZM96 208V207H95ZM94 208V209H95ZM98 208H99V206H98ZM157 208V209H156ZM162 208H164V207H162ZM170 208V207H169ZM17 209V208H16ZM24 209V208H23ZM22 208L21 209H19L17 212H16V210H15V212L13 213V215H15L14 217H13V220L14 219H16V220H20V219H22V217H23V214H24V212H26V211H24V210H26V209H24L23 210ZM52 209V210H53ZM99 209V210H100ZM150 209H155L156 211H155V213H151V212H149V210ZM164 209H167V207H165ZM164 209H161V211L159 210V212H162V211H165ZM172 209V208H171ZM89 210H93V207H91V209H89ZM173 210V209H172ZM176 210V209H175ZM46 211L48 212L47 214H46ZM54 211V210H53ZM82 212H84L83 210H81ZM174 211V210H173ZM30 212V213H29ZM96 212H97V210H96ZM168 212H170V214H169V216L173 213H171V210L170 211H168ZM94 213V212H93ZM103 213V212H102ZM163 213V212H162ZM162 213H161V215H162ZM165 213H166V211H165ZM26 213H25V215H27ZM97 214V213H96ZM164 214V213H163ZM176 214H178V212L176 213ZM249 214V215H248ZM2 215V214H1ZM44 215V216H43ZM71 215H74V217H72L71 218ZM98 215H101V212H99L98 213ZM97 215V216H98ZM242 215V216H241ZM27 216H29V215H27ZM27 216H25V217H27ZM32 216V215H31ZM30 216V217H31ZM48 216V215H47ZM80 216V215H79ZM96 216V215H95ZM164 216V215H163ZM165 216H167L168 217V215L166 214ZM165 216H164V218H165ZM172 216H173V218H176V220H179L177 217H174V216H176L175 214L173 215L172 214ZM243 216H246L245 218H242ZM249 216H251V217H249ZM25 217H23L24 219H25ZM50 217V216H49ZM49 217H48V220H50V224H51V219H53L52 217H50L51 219H49ZM2 219H4L3 217H1ZM1 218H0V228H3V226L5 225L4 224V222H3V220H1ZM29 218V217H28ZM32 218V217H31ZM31 218H29L30 220H32ZM78 218H80V217H78ZM82 218V217H81ZM83 218H85V217H83ZM112 218L114 219L113 220V222H112ZM140 218V219H139ZM180 218H182V217H180ZM230 220L231 221H234L232 218H234V217H232V216H230ZM9 219V218H8ZM29 219H25L26 221H29ZM139 219V220H138ZM163 219V218H162ZM169 218H167V219H165V220H168ZM171 219H172V217H171ZM225 219V220H226ZM235 219V218H234ZM4 220H6L5 221V223L7 222V219H4ZM10 220H12V217L10 218ZM12 220V221H13ZM15 220V221H16ZM24 220V221H25ZM228 220H229V218H228ZM239 220V221H238ZM12 221H10V222H12ZM18 221L17 222H15L16 223V225H17V228H18V226L21 224L22 225V228H20L21 226H19V228L21 229V231L20 232H22L23 233V230H24V228L23 227H29V228H27L28 230H34V228H33V225H31L32 223H33V221L34 220H32L31 221V224H30V221H29V223L28 224H30V226H31V229H30V226L27 224V222H26V224H27V226H25V225H23L22 223L24 222V221H22L20 224H17L18 223ZM37 221V222H36ZM40 221V222H39ZM53 221V220H52ZM71 221V222H70ZM74 221H76L77 222V224H78V221H77V219H75ZM82 221V220H81ZM163 221V222H162ZM172 221H174V220H172ZM231 221L228 223V224H230L231 223ZM236 221V220H235ZM234 221V222H235ZM47 222V223H46ZM75 222V223H76ZM237 222H236V224H237ZM13 223H14V221H13ZM12 223V224H13ZM57 224V223H59V222H57V223H55V222H52V224ZM131 223V224H130ZM209 223V224H208ZM211 223V224H210ZM233 223V222H232ZM240 223V222H239ZM243 223H240L241 225H240V227L241 228H243L242 227V224ZM34 224V225H35ZM69 224H71V225H69ZM76 224V225H77ZM85 224V223H84ZM81 225V227H82V231H83V226H85V225ZM243 224V225H244ZM75 225V224H74ZM73 225V226H74ZM5 226H9V228L11 229H13L14 227H15V229H16V226H14V224L12 225V227H10L11 226V224H7V225H5ZM39 226V225H38ZM43 226H41V227H43ZM51 225H49L48 227H50ZM57 226V225H56ZM55 226V227H56ZM70 226V227H69ZM78 226H80V225H78ZM245 226V225H244ZM35 227V226H34ZM57 227H59V225L57 226ZM56 227V228H57ZM210 227V226H209ZM6 228V227H5ZM25 228V229H26ZM74 228V227H73ZM77 228V227H76ZM79 228V227H78ZM172 228V229H171ZM210 228H212V227H210ZM226 229H227V227H225ZM10 229H6V232H7V230L9 231V232H7V234L8 233H10ZM11 229V231L12 232H14L13 230ZM23 229V230H22ZM35 229H38V228H35ZM51 229H53V227L51 228ZM51 229H49V230H51ZM60 229V228H59ZM59 229H57V231L59 230ZM60 229V230H61ZM169 229H170V233H169ZM213 229V228H212ZM244 229V228H243ZM242 229V230H243ZM247 228H245V230H246ZM19 230V229H18ZM39 230V229H38ZM74 230H76L75 228H74ZM79 230H80V228H79ZM78 230V231H79ZM85 230L86 229H84V232H85ZM225 230V229H224ZM238 230H240V229H238ZM244 230V231H245ZM250 230V229H249ZM37 231V230H36ZM40 231V230H39ZM52 231H54L53 233H56L55 231V228L52 230ZM52 231H48V233L47 234H49V233H51ZM69 231V230H68ZM165 231V232H164ZM226 231V230H225ZM0 232H2V229H0ZM12 232L10 233V234H12ZM27 232V231H26ZM30 232V231H29ZM34 232H35V230H34ZM33 232V233H34ZM38 232V231H37ZM41 232V231H40ZM46 232V231H45ZM73 232V231H72ZM75 232V231H74ZM93 232V231H92ZM92 232H90L91 233V235L93 234ZM138 232V233H139ZM176 233V232H178V233H181V236L180 237H176L173 233ZM214 232H216L215 230H214ZM214 232H212L213 234H215ZM240 232V231H239ZM242 232V231H241ZM246 232V231H245ZM2 233H4V235H5V232L3 231ZM16 233V232H15ZM15 233H13V234H15ZM30 233H32V232H30ZM36 233V232H35ZM69 233H70V231H69ZM90 233L89 234H85L84 233V235H87L88 237H90L89 235H90ZM167 233H169V235L167 234ZM243 233V232H242ZM242 233H240V234H242ZM10 234H8L7 235V238H6V240L8 239V236H10ZM13 234H12V238L14 237L13 236ZM26 234V236H27V233H25ZM29 234V233H28ZM45 234V233H44ZM43 234V235H44ZM47 234H45L46 235V238H47ZM74 234V233H73ZM211 234V233H210ZM209 234V235H210ZM235 234V233H234ZM245 234V233H244ZM248 234V233H247ZM246 234V235H247ZM20 235H23V234H20ZM33 235V234H32ZM80 235V234H79ZM83 235V236H84ZM209 235H207V238H208V236ZM216 235H217V233H216ZM232 235V234H231ZM238 234H236V236H237ZM33 236H35V235H33ZM42 236V235H41ZM50 236H52V233L50 234ZM49 236V237H50ZM98 236V237H97ZM211 236V235H210ZM215 236V235H214ZM218 236H219V234H218ZM228 236V235H227ZM226 236V239H228V240H226V241H229V238ZM235 235H234V237H236ZM248 236V235H247ZM2 237H4V236H2ZM30 237H32V236H30ZM45 237V236H44ZM43 237V238H44ZM82 236H80L78 239L80 240V238H81ZM85 237V236H84ZM220 237V236H219ZM229 237H230V235H229ZM233 237V236H232ZM231 237V238H232ZM234 237H233V239H234ZM1 238V237H0ZM29 238V237H28ZM37 238H38V236H37ZM40 238V237H39ZM38 238V239H39ZM42 238V239H43ZM77 238V237H76ZM207 238H206V240H207ZM211 240H212V238L211 237H209ZM213 238H215V237H213ZM230 238V241H229V243H231V240L233 241V239H231ZM248 238V239H247ZM3 239V238H2ZM15 239H17V238H14L13 240H15ZM34 239H36V237H34ZM41 238L37 241V239H36V241L37 242H40V241H42V243H43V240H42ZM122 239V238H121ZM120 239V240H121ZM199 239H202L203 241H199ZM210 239H208V240H210ZM224 240H225V236H224V238H223ZM244 239H246V240H244ZM5 240V239H4ZM4 240H2V241H4ZM13 240H7V241H13ZM32 240H33V238H32ZM30 240L29 239V244L30 245H32V242L33 241H35V240ZM85 240H88V239H85ZM94 240H92V241H94ZM116 239H114V242H113V244H111V245H113L112 247L114 248V249H109V248H107V249H109L108 251H111V250H113L114 252H117V253H121V251L120 250H117V249H120V247H122L124 244H122L121 243V245L122 246H120V243H118V238H117V240L115 241ZM210 240V241H211ZM220 240H221V237H220ZM18 240H16L15 241V243H18L17 242ZM24 241V240H23ZM22 241V242H23ZM30 241H32V242H30ZM81 241V240H80ZM83 241V240H82ZM104 241V240H103ZM109 241H110V239H108L107 238V240L106 241H104V244H108L109 243ZM122 241V240H121ZM140 241V240H139ZM142 241V240H141ZM213 241H216V239L214 240L213 239ZM10 242H8V244H9V246H10ZM44 242H47V241H44ZM86 242H88V241H86ZM205 242V243H204ZM209 242V241H208ZM212 242V241H211ZM225 242V241H224ZM4 243V245H6V243H5V241L3 242ZM14 243V244H15ZM19 243H21V242H19ZM19 243L17 244V246L19 245ZM42 243H41V245H42ZM63 243V242H62ZM71 244L67 247L68 249H72L73 247H75L76 248V242L74 241H71L70 242ZM78 243V242H77ZM83 243V242H82ZM183 243H184V245H183ZM198 243H201L202 244V247L201 248H199V249H197L196 247H195V245L196 244H198ZM222 243V242H221ZM220 243V244H221ZM26 244V243H25ZM27 244H28V242H27ZM28 244V245H29ZM38 243H36V245H37ZM48 244H49V242H48ZM47 244V245H48ZM52 244V243H51ZM80 244H81V242H80ZM86 244V243H85ZM85 244H83L82 246H80L79 244H78V247L80 246L81 248L85 245ZM103 244V245H104ZM227 244V243H226ZM22 245H24V244H22ZM21 245V246H22ZM40 245V244H39ZM53 245V244H52ZM58 245V244H57ZM67 245V244H66ZM144 245V246H143ZM224 245H225V243H224ZM1 247H3L4 248V246H2V244L0 245ZM7 246V245H6ZM5 246V247H6ZM12 246H13V249H14V247H16V246H14L13 245V243H12V245L10 246L11 248L10 249H12ZM33 246H34V243H33ZM38 246V245H37ZM62 246V248H63V245H61ZM95 246V245H94ZM109 246V245H108ZM141 246V245H140ZM221 246H222V244H221ZM220 246V247H221ZM0 247V248H1ZM23 247V246H22ZM21 247V248H22ZM28 247V246H27ZM27 247L25 248V249H27ZM39 247V246H38ZM38 247H36L37 249H39ZM48 247V246H47ZM47 247H45V248H47ZM51 247V246H50ZM53 247V246H52ZM79 247V248H80ZM91 247V246H90ZM109 247H111V246H109ZM189 247V248H188ZM220 247L218 248V250L220 249ZM225 246H223L222 247V249L224 248ZM246 247V246H245ZM18 248V249H17ZM17 248H15V249H17V250H19V251H22V250H24L23 248H22V250H20V248H19V246L17 247ZM28 248H30V247H28ZM33 248L35 249V246L34 247H32V250H33ZM86 248V247H85ZM84 248V249H85ZM94 247H91V248H89V250H88V248L86 249V250H88V253L86 254V256L85 257H83V258H81L80 259V261H79V259H78V257H75V254H76V252L73 254L74 256H69L68 255V258H71V263L72 264H108L109 262H106V263H103L104 261H108V259L110 258L111 259V257H109L108 259L107 258H105L104 259V257L108 254V256H110V254L111 253H109V252H106L107 254L105 255V256H103V255H101V256H103V259H102V257L100 258L99 256V259L100 260H98V257H96L98 254H102V253H100V252H98L97 253V248H94V250H96L95 252L97 253V255L94 257L93 256V254H90L89 255V253H93L94 251L92 250ZM98 248H99V246H98ZM102 248V247H101ZM227 248V247H226ZM230 248V249H229ZM241 248H240V250H241ZM249 248H246L247 250L249 249ZM8 249V248H7ZM9 249V250H10ZM12 249V250H13ZM14 249V250H15ZM36 249V250H37ZM61 249V248H60ZM74 249V248H73ZM83 249V250H84ZM217 249V248H216ZM215 249V250H216ZM228 249L229 250H231L232 252H235V251H233L232 249V246L230 245V247H228ZM227 249V250H228ZM236 249V248H235ZM13 250V251H14ZM17 250H15L16 251V253L17 252H19V251H17ZM30 250V249H29ZM29 250H27V252L29 251ZM62 250V249H61ZM65 250H66V248H65ZM64 250V251H65ZM70 250H68V251H70ZM86 250H84V251H86ZM183 250V251H184ZM225 250V251H224ZM224 250H223V252L224 253H228V252H230V251H226V249L224 248ZM239 250V249H238ZM239 250V251H240ZM243 250V249H242ZM0 251H1V249H0ZM6 251V249L4 250V252ZM25 251V250H24ZM31 251V250H30ZM34 251V250H33ZM38 251V250H37ZM52 251V249H50V252ZM63 251V252H64ZM74 251V250H73ZM103 251H104V249H103ZM120 251V252H119ZM182 251V252H183ZM187 251V252H188ZM220 251V250H219ZM245 252H247L248 253V251H246V250H244ZM243 251V252H244ZM3 252V250L0 252V264H5L6 262H7V259H10V258H12V254L14 253H9V251H7V253H9V256H10V254H11V256H10V258H6V257H8L7 255L8 254H6L5 255V253ZM11 252V251H10ZM23 252V251H22ZM22 252H20V253H22ZM48 252V251H47ZM60 251H58V254H61V253H59ZM62 252V251H61ZM71 252V251H70ZM94 252V253H95ZM181 252V253H182ZM216 252H217V250H216ZM214 253L213 252V254H217V253ZM231 252V253H232ZM251 252V253H252ZM24 254H25V252H23ZM22 253V256L24 255ZM36 253V252H35ZM53 253V252H52ZM73 253V252H72ZM95 253V254H96ZM113 253V252H112ZM117 253H114V254H117ZM227 254V255H233V254ZM238 253V252H237ZM246 253V254H247ZM251 253H249V255L251 254ZM263 253V254H262ZM29 254H30V252H29ZM31 254H32V252H31ZM30 254V255H31ZM37 254H39V253H37ZM41 254V253H40ZM42 254H44V258H42L43 260H45L46 261V251L45 252H43ZM40 255L41 257L43 256V255ZM51 254V253H50ZM69 254V253H68ZM85 254V253H84ZM176 254H178V258L176 259V257H177V255ZM182 254H184L185 255V251H184V253H182ZM187 254H189V253H187ZM222 254V252H220V255ZM240 254V253H239ZM18 255V254H17ZM21 255V254H20ZM67 255V254H66ZM82 255V254H81ZM122 255V254H121ZM162 255H165V258H163V259H160V256H162ZM181 255V254H180ZM215 255H213V256H211L210 255V260L212 259V257H215ZM219 255V254H218ZM248 255V256H249ZM15 257H13L14 259L16 258V255H14ZM28 256V255H27ZM27 256H23L22 258L24 259L25 257H27ZM33 256V255H32ZM38 255H36V257H37ZM108 256H106V257H108ZM148 256V255H147ZM146 256V257H147ZM217 256V255H216ZM222 256V255H221ZM224 256V255H223ZM237 256V255H236ZM240 256V255H239ZM248 256H245V257H247V260H246V262H249V257ZM252 255H250V257H251ZM20 257L21 256H19V259H20ZM35 257V256H34ZM34 257H33V260L35 261V259H34ZM35 257V258H36ZM51 257V256H50ZM52 257H54L53 255H52ZM57 257V256H56ZM64 257H65V255H64ZM115 257H116V255H115ZM144 257H145V255H144ZM174 257H175V259H174ZM219 257V256H218ZM245 257H241L240 256V258H243L244 260L246 259ZM253 257V256H252ZM258 257V258H259ZM39 258V257H38ZM55 258V257H54ZM58 258H61V256L59 257V255H58V257H57V259ZM63 258V257H62ZM61 258V259H62ZM140 258V257H139ZM142 258V257H141ZM140 258V259H141ZM183 258V259H182ZM182 258H180V259H182L184 262H182L183 264H187L186 263V261L185 260H187V259H185L184 260V257L182 256ZM209 258V257H208ZM230 258L232 259V257L230 256ZM254 258V257H253ZM257 258V257H256ZM18 259V258H17ZM16 259V260H17ZM27 259V258H26ZM25 259V260H26ZM41 259V258H40ZM41 259V260H42ZM51 259V258H50ZM53 259V258H52ZM143 259V258H142ZM235 259V260H234ZM236 257L235 256H233V259H232V262L233 261H236ZM249 259V260H248ZM252 259V258H251ZM255 259V258H254ZM16 260H14V262L16 261ZM21 260V259H20ZM30 259H28V261H29ZM33 260H31V262L33 261ZM55 260H56V258H55ZM101 260H103L102 262H101ZM112 261H113V259H111ZM110 260V261H111ZM241 260V259H240ZM236 261L235 263H233V264H238V263H240L241 261ZM263 260V259H262ZM11 263L13 262L12 260H9ZM19 261V260H18ZM18 261H16V263L18 262ZM23 261V260H22ZM38 260H36V262H37ZM47 261H49V262H51L50 260H49V258H48V260ZM54 259L52 260V263L53 264H55L54 262ZM59 261H61L60 259H59ZM63 261V260H62ZM61 261V263L62 264H65V262H62ZM178 261H179V259H178ZM214 261V264H225L223 261H219V259L217 260V263H215L216 262V260H213ZM213 261H210V262H213ZM253 261H255V260H253L252 259V263H254ZM257 261V260H256ZM264 261V260H263ZM13 262V263H14ZM27 262V261H26ZM25 262V263H26ZM39 262H41V261H39ZM38 262V264H41V263H43L44 261H42L41 263H39ZM48 262V263H49ZM181 262V261H180ZM9 263V262H8ZM12 263V264H13ZM15 263V264H16ZM19 263H21L20 261H19ZM46 263V262H45ZM57 263V262H56ZM69 263H70V261H69ZM68 263V264H69ZM136 263V262H135ZM209 263V262H208ZM258 263H259V261H258ZM258 263H254V264H258ZM262 264H263V262H261ZM10 264V263H9ZM37 264V263H36ZM47 264V263H46ZM51 264V263H50ZM58 264V263H57ZM59 264H60V262H59ZM109 264H114L113 262H110ZM189 264H193V263H189ZM210 264V263H209ZM245 264V263H244ZM247 264V263H246ZM249 264V263H248ZM250 264H251V260H250Z\"/></svg>", "mask_w": 264, "mask_h": 264}]
</instances>
